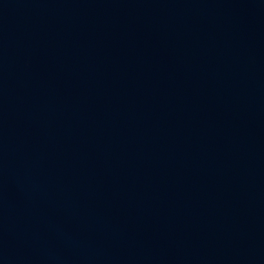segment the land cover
<instances>
[{
	"label": "water",
	"instance_id": "1",
	"mask_svg": "<svg viewBox=\"0 0 264 264\" xmlns=\"http://www.w3.org/2000/svg\"><path fill=\"white\" fill-rule=\"evenodd\" d=\"M0 264H264V0H0Z\"/></svg>",
	"mask_w": 264,
	"mask_h": 264
}]
</instances>
